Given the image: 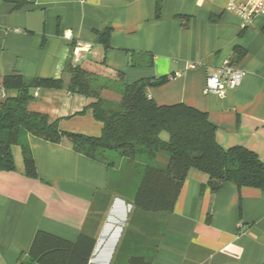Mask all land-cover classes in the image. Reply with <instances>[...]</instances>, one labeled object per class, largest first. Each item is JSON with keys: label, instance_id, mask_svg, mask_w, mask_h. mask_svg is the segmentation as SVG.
Here are the masks:
<instances>
[{"label": "crops", "instance_id": "1", "mask_svg": "<svg viewBox=\"0 0 264 264\" xmlns=\"http://www.w3.org/2000/svg\"><path fill=\"white\" fill-rule=\"evenodd\" d=\"M0 0V83L6 75L63 77L80 65L107 83L101 96L119 104L125 83L170 76L149 88L159 105L184 103L207 112L225 148L242 145L264 161V14L246 24L231 4L253 0ZM159 8V14H158ZM110 30L109 47L100 34ZM239 48L244 55L237 60ZM225 59L245 71L223 96L205 93L209 74ZM121 73L123 76L121 77ZM1 97V96H0ZM3 98V97H1ZM89 99L66 87L43 88L30 111L47 114L64 131L98 136L103 123ZM37 176L26 173L21 145L15 169H0V264H39L30 256L39 230L76 242L95 238L89 264H264V190L226 183L190 169L173 211L135 206L143 159L113 165L61 142L26 135ZM170 154L158 152L166 169Z\"/></svg>", "mask_w": 264, "mask_h": 264}, {"label": "trees", "instance_id": "2", "mask_svg": "<svg viewBox=\"0 0 264 264\" xmlns=\"http://www.w3.org/2000/svg\"><path fill=\"white\" fill-rule=\"evenodd\" d=\"M23 6L25 0H14ZM159 14V8H158ZM105 47H109L110 30L100 34ZM239 60L244 53L237 47ZM235 63L234 61H232ZM67 82L63 77L26 78L20 74L6 75L0 85L7 95L0 97V169H15L13 147L21 145L25 170L37 176L31 148L22 142L23 135L61 142L67 138L74 149L92 159L111 166L110 152H118L133 161L143 159L144 170L134 202L146 212L173 211L190 169L200 170L208 176L207 185L217 192L226 183L239 189L253 187L264 190V161L253 150L242 145L228 148L217 141V125L207 112L184 103L159 105L151 98L149 88L167 82L170 76L140 79L125 83L119 104L110 103L101 96L109 82L98 83L94 73L68 63ZM122 77L123 75L119 73ZM66 87L70 93L89 99L81 113L91 109L96 120L103 123L98 136L64 131L58 121H51L44 113L30 111L29 100L43 88ZM168 138H163V133ZM170 154L166 169L155 165L159 151ZM96 243L95 238L82 235L71 242L57 235L39 230L34 237L30 256L39 264H89ZM122 264H151L142 256H132Z\"/></svg>", "mask_w": 264, "mask_h": 264}, {"label": "built area", "instance_id": "3", "mask_svg": "<svg viewBox=\"0 0 264 264\" xmlns=\"http://www.w3.org/2000/svg\"><path fill=\"white\" fill-rule=\"evenodd\" d=\"M230 8H234L248 24L255 14H264V0H253L252 7L248 11L234 4H231ZM244 75L245 71L237 67L231 59H225L218 65L216 72L208 75L204 91L207 94L214 93L223 96L228 89L238 86ZM6 95L5 88L0 85V96L4 98Z\"/></svg>", "mask_w": 264, "mask_h": 264}, {"label": "rangeland", "instance_id": "4", "mask_svg": "<svg viewBox=\"0 0 264 264\" xmlns=\"http://www.w3.org/2000/svg\"><path fill=\"white\" fill-rule=\"evenodd\" d=\"M25 137H26V136L23 135L22 140L25 139ZM163 138H164V139H167V138H168V134H167L166 132L163 133ZM116 156H117V157H120V154H119L118 152H110V155L108 154V157H109L108 159H110V158L113 159V158H115Z\"/></svg>", "mask_w": 264, "mask_h": 264}]
</instances>
